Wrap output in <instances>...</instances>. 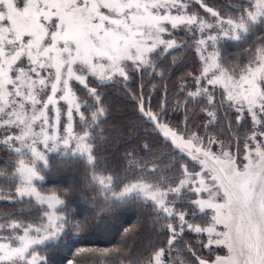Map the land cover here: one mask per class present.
Here are the masks:
<instances>
[{"label": "snow or ice", "instance_id": "obj_1", "mask_svg": "<svg viewBox=\"0 0 264 264\" xmlns=\"http://www.w3.org/2000/svg\"><path fill=\"white\" fill-rule=\"evenodd\" d=\"M250 36L247 63L221 54L222 40ZM182 49L201 67L174 85L169 112L166 84L155 106L157 86L145 89L172 78L164 61ZM111 87L142 121L134 138L145 137L125 152L123 168L101 159ZM54 163H79L82 183L109 210L151 206L152 230L160 229L142 252L127 244L136 228H124L122 247L79 248L68 264L85 254L118 264H264V0L221 8L209 0H0V178L8 184L0 200L21 205L0 216V264H53L64 238L85 229L68 208L71 188L58 194L34 183Z\"/></svg>", "mask_w": 264, "mask_h": 264}, {"label": "trees", "instance_id": "obj_2", "mask_svg": "<svg viewBox=\"0 0 264 264\" xmlns=\"http://www.w3.org/2000/svg\"><path fill=\"white\" fill-rule=\"evenodd\" d=\"M209 3L214 8H221L228 5H238L239 0H209ZM231 11L232 9L229 8L228 12L231 13ZM178 36L179 40L182 34H178ZM254 41L255 36L248 37L246 41L222 40L220 45L221 54L231 63H247L249 57L246 49L253 46ZM173 59H177L178 61L175 67L171 63ZM164 65H167L165 75L167 76L169 72H173L172 78L170 80L154 79L151 84L147 85L145 95L149 94V90L152 89L153 85L157 86V91L152 96V104L155 106L161 101L163 95V89L160 85L166 84L169 89V112H171L172 104L177 99V97L171 95V93L177 91L174 85L186 73L192 72L198 74L201 65L198 62V57L187 49L173 51L164 61ZM140 83L141 81L137 79L134 83L128 84V88L135 92L138 90ZM107 91L109 94L106 100L107 103L112 105V119L107 123L108 132L105 135H111V139L108 142L107 148L101 152V159L112 168H123L125 163L122 157L125 152L136 147L145 138L144 136H140L139 139L134 138L138 131H143V127L141 126L142 121L138 116L133 114V103L130 102L128 97L124 96L119 87H111ZM171 119L172 123L175 124L181 121L182 117L177 115ZM200 122V120H196L195 124H199ZM126 124L137 125V128H124L123 125ZM195 124H190V128L195 130ZM209 134L214 135L215 133L210 132ZM245 134H247L246 126L240 132L241 136ZM50 159L55 160V155L50 154ZM2 171L4 169L0 167V172ZM41 175L45 177L44 181L36 180L34 183L42 191L57 190L59 194L60 191L71 188L72 191L66 201L68 208L73 213H78L75 216L76 220L87 221L83 232L73 230L70 239L67 236L64 238V241H62L63 247L51 257L53 264H68V260L73 259L74 254L79 248L102 249L120 245L124 228L135 227L139 233L134 238L135 244L133 240L127 241L133 253L144 251L141 245H146L149 240L155 241L158 238L159 227L157 226L156 231L152 230L155 213L151 206H145L133 201L122 205H114L109 210L103 202L95 199L96 192L90 190L85 183H82L84 169L79 163L71 165L54 163L50 171H42ZM7 187L8 184L0 178V188L6 189ZM19 207H21L20 204L13 205L11 202L0 200V216L6 215L13 211L14 208ZM161 222L163 223V221ZM159 238L163 239V237ZM195 238L197 237H194L192 234L185 237L186 240ZM120 246L122 247L123 245ZM156 246L162 247L163 245L157 244ZM223 252L224 250H213L214 254H222ZM204 255L207 256V252H204ZM119 259L122 260L123 258ZM73 264H77V261L74 260ZM79 264H118V261L115 258L109 261L102 256H88L85 254L79 258ZM123 264H127V261H124Z\"/></svg>", "mask_w": 264, "mask_h": 264}, {"label": "rangeland", "instance_id": "obj_3", "mask_svg": "<svg viewBox=\"0 0 264 264\" xmlns=\"http://www.w3.org/2000/svg\"><path fill=\"white\" fill-rule=\"evenodd\" d=\"M178 38H179V36L177 35V39H178ZM78 95H79L80 97L83 98V97H85L86 94H85L84 92H80V91H79V92H78ZM214 150H215V149H214ZM225 254H226V250H224V252H223L222 254H219V255H225Z\"/></svg>", "mask_w": 264, "mask_h": 264}]
</instances>
